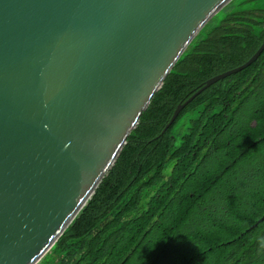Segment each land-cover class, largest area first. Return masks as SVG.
Here are the masks:
<instances>
[{"label":"water","instance_id":"obj_1","mask_svg":"<svg viewBox=\"0 0 264 264\" xmlns=\"http://www.w3.org/2000/svg\"><path fill=\"white\" fill-rule=\"evenodd\" d=\"M231 0H0V264H38ZM205 82V89L257 60ZM165 127L164 131L168 128Z\"/></svg>","mask_w":264,"mask_h":264},{"label":"trees","instance_id":"obj_2","mask_svg":"<svg viewBox=\"0 0 264 264\" xmlns=\"http://www.w3.org/2000/svg\"><path fill=\"white\" fill-rule=\"evenodd\" d=\"M220 12L38 264H264V51L170 124L178 104L264 41V0H231Z\"/></svg>","mask_w":264,"mask_h":264},{"label":"rangeland","instance_id":"obj_3","mask_svg":"<svg viewBox=\"0 0 264 264\" xmlns=\"http://www.w3.org/2000/svg\"><path fill=\"white\" fill-rule=\"evenodd\" d=\"M220 14H221V12H220V13H217V14L215 15V18L218 17V16H220ZM178 143H179V141L177 140V141H176V146L178 145ZM40 264H42V262H41Z\"/></svg>","mask_w":264,"mask_h":264}]
</instances>
